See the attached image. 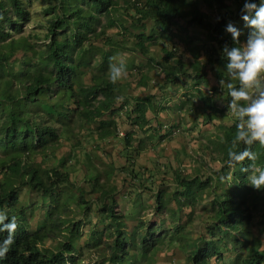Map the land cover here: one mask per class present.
Wrapping results in <instances>:
<instances>
[{"label": "trees", "instance_id": "trees-1", "mask_svg": "<svg viewBox=\"0 0 264 264\" xmlns=\"http://www.w3.org/2000/svg\"><path fill=\"white\" fill-rule=\"evenodd\" d=\"M31 1L0 0V212L16 217L18 225L0 264H79L83 249L101 256L95 264H154L164 245L180 250L185 264H264V190L250 185L252 171L241 172L249 161L234 168L226 163L235 118L199 142L202 156L219 163L205 175L202 161L189 172L178 163L147 169L145 177L135 169L146 141L160 155L153 140H172L184 117L211 122L229 113L212 95L225 90L230 100L228 83L239 87L226 71L222 48H243L250 31L240 18L243 0H45L43 11L51 20L42 48L30 39L37 35H23ZM228 22L241 29L239 44L225 32ZM138 55L147 60L137 62ZM121 62L127 78L113 84L110 66ZM150 71L161 79L155 82ZM149 82L156 86L149 88ZM181 83L190 85L187 92L201 101L199 109L190 97L185 111V101L165 104L166 90ZM171 111L176 119L171 116L162 134L159 116L166 113L170 120ZM120 127L122 153L111 155L119 143L103 142L117 138ZM61 146L68 148V158L57 157ZM252 151L257 167L264 168V147L253 144ZM79 155L87 158L82 185L69 163ZM122 173L136 182L129 185L136 196L142 184L154 191L153 214H167V225L160 218L126 229L124 213L116 209ZM24 189L29 194L23 197ZM85 232L87 241L80 245ZM7 235L0 233V243ZM47 239L52 246L45 245Z\"/></svg>", "mask_w": 264, "mask_h": 264}, {"label": "clouds", "instance_id": "clouds-1", "mask_svg": "<svg viewBox=\"0 0 264 264\" xmlns=\"http://www.w3.org/2000/svg\"><path fill=\"white\" fill-rule=\"evenodd\" d=\"M241 20L250 31L247 34L243 48L229 47L225 44L222 48V56L226 57V71L232 80L239 83V87L228 83L227 104L235 120L236 135L228 150V167L243 165L247 160L250 163L241 167V172L254 174L250 177V185L256 190H264V168L257 167L258 154L252 151L253 144L264 147V0H243L240 9ZM219 19V18H218ZM225 32L230 34L232 42L239 44L241 29L232 22H228ZM126 65L112 64L110 66L109 80L116 84L127 78ZM224 81H220V85ZM123 102V97H120ZM240 144L245 145L241 151H237ZM7 221V222H6ZM16 217L9 220L8 216L0 212V233L7 232V237L0 243V260L6 258L10 246L14 243L17 230Z\"/></svg>", "mask_w": 264, "mask_h": 264}, {"label": "rangeland", "instance_id": "rangeland-1", "mask_svg": "<svg viewBox=\"0 0 264 264\" xmlns=\"http://www.w3.org/2000/svg\"><path fill=\"white\" fill-rule=\"evenodd\" d=\"M47 5V2L45 0H32L31 3L29 4V8L31 11V19L30 21L26 24V26L24 27L23 30V35H37L36 36H32L30 37L31 41L37 43L38 48H42V46L44 45V43H46L48 40L47 38H45V33H46V28L47 25L49 23V21L51 20V16L47 13L43 11V8ZM150 24L149 22H147L146 27H148ZM148 30V28H147ZM111 31H109V33H107L108 35H111L112 33H110ZM159 46H154L152 47V50L158 52L159 51ZM182 52H185L182 48L179 49ZM130 52L126 51L124 55H129ZM185 59H188V55L185 54L182 56ZM147 60L146 56H137V62H145ZM149 75L154 77L155 82L158 81V79L160 78L159 73H155L154 71H150ZM154 85V86H153ZM155 84H152V82H149V88L155 87ZM207 89L204 90L205 93L210 94L209 88L206 87ZM185 87L183 88V85L181 83V85H179V87H177V89H172L169 88L166 90L167 94L170 95V97H172V99L174 98V101L169 103L166 102L165 104H169V105H173L174 103H177L178 100V96H182L184 97L183 93L186 94L188 93L187 91L185 92ZM157 90V89H155ZM184 90V91H183ZM154 91V90H153ZM155 92V91H154ZM171 99V100H172ZM167 106V105H166ZM232 114V113H231ZM173 115V118L176 119V113H174L173 111L170 112V119L171 116ZM232 116V115H231ZM160 119H167V114L165 113L164 116L161 115L159 116ZM189 118H193V117H189ZM187 116L184 117L183 119H188L187 121H185L186 123H184L183 125H186L189 123V121L191 122L193 119H189ZM195 118V117H194ZM220 119L222 121L225 120V117H220ZM152 125H155V121L152 120L151 122ZM122 126V125H121ZM189 127H183L182 125L179 126V130L176 129V131L174 132V134H170V137H172V140H166L167 138H165L164 140H159V138H155L153 140L154 143H156V145H158V149L161 151L160 155H141L139 158H137V163H136V167L135 169L141 172V177L143 175V177H145L147 175V169L153 168L155 171L158 170V168L161 169H167L166 166H164L165 164L167 165L170 164L173 166H177V163L180 165L181 168L185 169V171H192L195 167H196V161H202V164L199 163L200 165V172L205 175V173L209 172L211 169L215 168L216 166L219 165L218 162H212L211 160H209L206 156H202L199 155V140L200 137L196 136V131L197 129L190 131L188 129ZM120 136L122 137L123 135V127H120ZM189 131V133H187ZM192 132V133H191ZM162 135V134H161ZM160 135V136H161ZM169 137V138H170ZM197 137V138H196ZM197 139V141H196ZM157 140L160 141V143H157ZM63 145V144H62ZM147 145L150 146V141L147 140ZM184 145H186V150L182 151L180 150L181 147H183ZM90 146V145H88ZM61 152L63 155H58L57 157H62L65 156L68 158V148L66 149L65 146H61ZM149 153L152 154H156L155 152L152 151L151 148L148 149ZM175 151L178 152V154H175ZM64 153H66L64 155ZM68 153V154H67ZM95 156V155H94ZM153 156V157H152ZM79 161L78 162H74L76 160L74 159H70L69 163L72 164L74 163V165L76 166V170L75 172H72V177L77 175L78 178V183H82L81 182V176L83 171L85 170V168H87V158L85 155H79L78 157ZM114 159L116 160V164L119 165L120 160L118 161L117 158L114 156ZM153 159V162L152 160ZM193 159V160H192ZM156 162V163H154ZM156 167H154V165ZM159 171V170H158ZM169 171V170H168ZM123 178H125V180H122ZM167 181L169 183H172L171 180L168 178ZM131 183H136V182H132L131 181V177L129 174L126 173H122L117 175V181H116V185L120 191L121 194H123V197L119 198V205L116 208L118 212H122L124 213L125 216V223H126V229L127 230H132L133 227L137 224L138 221H143L144 225L146 223H150L151 221L155 220H160V218H164L166 220L165 225L168 224L169 222V218L167 216V214H162V215H157V217L155 216L154 213V206H155V202H154V191L152 190H146L143 187V184L139 186L138 189L139 190V196H136L135 193L131 192L132 188L129 185H132ZM84 184V183H82ZM81 184V185H82ZM146 185L148 183H145ZM133 189H136L135 184L133 185ZM153 190H155L153 188ZM138 191V190H137ZM24 193V194H22ZM22 195L23 197L28 195L29 192L24 189L22 191ZM201 208V206H198L196 208L197 213L200 211L199 209ZM256 212H259V208H257L254 211V219L257 220L258 216L256 215ZM205 217V216H203ZM95 218V217H94ZM96 219L92 218V222H95ZM201 220L199 218H196V222H200ZM101 228V227H100ZM144 228L141 229V231H138L143 233L144 232ZM87 229V226L84 227V230ZM192 229V228H191ZM195 231V230H192ZM88 233L85 232L84 235L79 239L78 244L83 245L86 241H87V235ZM137 237V236H136ZM138 240V238H137ZM107 242H111V238L109 240H107ZM45 245L46 246H52L53 243L47 239L45 241ZM104 247H106V244H103ZM101 256H99L98 253H96L94 250H86L83 249V252L81 251V255L78 257L79 259V264H95L98 261H100ZM154 264H185V260L183 258V254L180 250H173L170 247H166V245H164L156 254L155 256V263Z\"/></svg>", "mask_w": 264, "mask_h": 264}, {"label": "crops", "instance_id": "crops-1", "mask_svg": "<svg viewBox=\"0 0 264 264\" xmlns=\"http://www.w3.org/2000/svg\"><path fill=\"white\" fill-rule=\"evenodd\" d=\"M243 43H245V42H243ZM216 84V83H215ZM213 85V83H212V81H211V79H210V84H209V87H211ZM225 85H226V83H224V87H223V89H225ZM179 86V85H178ZM223 86V85H222ZM185 87V92L187 91V90H189L191 87H190V85H183V88ZM208 87V88H209ZM192 88H194V87H192ZM203 89V88H202ZM183 90V91H184ZM205 90V89H204ZM208 90V89H207ZM207 94V93H206ZM165 95V94H164ZM183 95H184V97H182V96H178V102L180 103L181 101H185L186 102V106H184L183 107V109L182 110H186V108H188L189 107V102H188V97H190V99L192 100V104L193 105H196V109H199L200 107H201V101L200 100H198L197 99V97H196V95H195V93H193V92H188V93H186V94H184L183 93ZM192 95V96H191ZM166 98V99H165ZM172 97H170V95H168L167 94V92H166V95L165 96H163V100H164V102H165V100H166V102H168L169 100V103H171V102H173L174 101V98L172 99ZM162 100V101H163ZM212 100H213V102H215L216 104H217V106L219 107V108H225V110L227 111V112H229L228 114H227V116H225V120L224 121H222L220 118H218V117H216V118H214L211 122H206V121H204V120H202V118H198V119H194V120H192L191 122L189 121V123L188 124H186V125H183L184 123H186V122H184V123H181V125L183 126V127H194L195 129H197V131H196V136H199L200 137V140H199V142L200 143H202V142H205V139H206V136H209V137H212L213 135H215L217 132H216V128H217V126H218V124H229L230 122H232V120L234 119V116H233V114H231V112L229 111V110H227V104H228V102H229V100H228V97L226 96V91L224 90V91H222V92H219L218 94H215V95H212ZM169 105V104H168ZM183 112H181V114H182ZM185 113V112H184ZM183 115V114H182ZM232 115V116H231ZM220 117V116H219ZM228 117V118H227ZM232 119V120H231ZM161 120V122L162 123H164V125H163V127H162V134L163 133H165V129H167L168 128V124H170L171 123V119L169 120L168 118L167 119H165V120H162V119H160ZM193 132V131H192ZM191 132V133H192ZM187 133H189V131L187 132ZM120 134H121V132L119 133V136L117 137V138H113L112 140H109V139H106V140H104V142L103 143H111V142H113L114 143V145H115V143H119V146H117V148H115V149H113L112 150V152H111V155H116V154H120V153H122V148H123V144L121 143V141H120V139H121V136H120ZM211 134V135H210ZM152 141V140H151ZM158 142H160V141H158L157 140V143ZM146 143H147V141H146ZM147 148L145 149V151L146 152H144L145 153V155H153L152 153H149L148 151V149H149V146H146ZM200 151V150H199ZM199 155H203L202 154V152L200 151L199 152Z\"/></svg>", "mask_w": 264, "mask_h": 264}]
</instances>
